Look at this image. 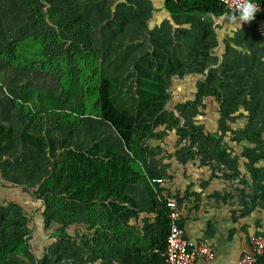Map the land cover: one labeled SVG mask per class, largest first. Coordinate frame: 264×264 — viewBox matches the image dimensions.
<instances>
[{"label":"rangeland","instance_id":"1","mask_svg":"<svg viewBox=\"0 0 264 264\" xmlns=\"http://www.w3.org/2000/svg\"><path fill=\"white\" fill-rule=\"evenodd\" d=\"M161 10L157 0H0L8 41L39 35L46 37L50 54L74 49L96 61L104 77L115 74L107 77L110 82L119 80L113 82V101L119 107H135L138 73L159 74L166 95L162 123L153 125L139 145L153 173L162 170L167 153L178 162L176 154L183 155L188 142L189 152L203 165L237 169L238 159L252 191L264 183V29L249 21L239 28L231 22V14L217 21L169 17ZM55 38L61 42L56 44ZM2 40L1 36L0 46ZM10 72L0 62V125L15 134L12 142L0 146V251L3 229L29 241L24 255L8 262L0 252V264L46 259L53 264L61 255L63 263H70L64 251L73 246L82 251L86 264L92 255L90 237L81 233L60 244L52 233L59 222H66L67 209L55 208L45 216L38 187L47 177L55 180L53 162L61 142L83 149L86 143L117 139L96 119L82 118L78 127H72L64 120V111L36 116L27 105L13 103L6 87L56 91L59 74L31 71L17 79ZM143 119L139 128L153 124V119ZM28 135L42 138V149L31 145Z\"/></svg>","mask_w":264,"mask_h":264},{"label":"trees","instance_id":"2","mask_svg":"<svg viewBox=\"0 0 264 264\" xmlns=\"http://www.w3.org/2000/svg\"><path fill=\"white\" fill-rule=\"evenodd\" d=\"M28 6L31 7V3ZM162 7L172 17L219 18L224 14H232L223 8L219 0H164ZM253 19L263 17L254 15ZM81 24L85 26L84 22ZM3 27L4 21L0 17V37L4 40V44L0 46V62L11 71V76L20 79L31 71L59 74V90L56 91L28 86L6 87L10 101L27 105L36 116L64 111V120L71 122L72 127H78L82 118L96 119L108 126L117 139L114 142L108 139L92 145L86 143L87 145H82L83 149H73L65 141L60 143L61 151L53 162L56 178L54 180L53 177H47L38 187L45 216L55 208L67 209L64 214L66 222H59L52 233L54 238L63 244L72 240L68 235L70 226L86 225L87 235L93 246L91 258L85 263L113 264L114 241L127 230L124 225L134 214L129 207H134L135 204L126 195V189L133 185H145L150 196V212L158 214L151 231L154 235L153 244L147 255L139 249L133 254L127 252L124 257H120V264H165L159 253L165 247L168 219L164 202L158 201L156 196L157 184L151 182L152 179L160 178L145 165L139 146L148 136L146 133L151 127L162 123L166 95L165 84L159 74L138 73L135 80V107L122 108L113 101V82L119 80L113 78L110 82L107 78L114 76L113 72H108L104 77L96 61H90L74 49L68 54H50L46 37L43 36L29 35L13 42L8 41ZM55 42L58 44L61 41L55 38ZM144 117L153 119V124H146L141 129L138 125L145 122ZM175 125L179 127V124ZM179 130L181 133L187 132L182 128ZM14 138L13 132L0 125V146L3 147L5 142H12ZM27 140L35 148L42 149V138L28 135ZM184 145L183 155L187 159L195 158L196 154L189 152L188 142ZM49 147L52 148V144ZM251 199L252 208L255 201L264 202V183L253 188ZM65 201L69 202L67 206ZM57 217L52 218L64 220ZM2 234L5 243L0 251L1 259L8 262L13 257L23 256L29 240L10 234L7 229H3ZM67 253L70 263H63L61 255L53 259V264H84L82 251L78 247L73 246L70 250L67 248L64 254ZM50 263L46 259L34 264Z\"/></svg>","mask_w":264,"mask_h":264},{"label":"crops","instance_id":"3","mask_svg":"<svg viewBox=\"0 0 264 264\" xmlns=\"http://www.w3.org/2000/svg\"><path fill=\"white\" fill-rule=\"evenodd\" d=\"M163 1L157 0L159 9L162 8L161 11L171 17L163 9ZM229 15L210 18L222 21ZM249 22L264 29V18ZM167 154L168 157L163 160V166L167 167H159L161 171L154 169L162 180V184L155 186L157 199L162 202L174 200L179 206L185 237L206 243L213 253L210 262L198 259L194 264H237L238 259L249 251V238L264 234V202L255 201L254 207H251L252 191L244 176V165L240 166L234 154L231 155L237 159V169L234 167L231 170L214 168L212 163L203 165L198 157L187 159L181 154H176V162L173 154ZM126 195L135 204L129 207L134 214L124 225L127 230L114 241L113 264H120L127 252L133 254L138 249L147 255L153 244L151 231L158 214L150 212L149 192L145 185H133L126 189ZM81 233L88 234L86 225L80 228V225L73 224L68 228L72 241Z\"/></svg>","mask_w":264,"mask_h":264},{"label":"built area","instance_id":"4","mask_svg":"<svg viewBox=\"0 0 264 264\" xmlns=\"http://www.w3.org/2000/svg\"><path fill=\"white\" fill-rule=\"evenodd\" d=\"M223 8L233 13L238 0H219ZM259 10L255 15L264 18V0L257 2ZM153 184H162L161 179H152ZM156 192V190H155ZM164 208L168 219V234L164 250L159 253L165 264H194L198 259L205 263L213 259L211 248L204 242H196L185 237L181 223L179 206L174 200H165ZM249 251L243 254L237 264H262L264 260V234L249 238Z\"/></svg>","mask_w":264,"mask_h":264},{"label":"clouds","instance_id":"5","mask_svg":"<svg viewBox=\"0 0 264 264\" xmlns=\"http://www.w3.org/2000/svg\"><path fill=\"white\" fill-rule=\"evenodd\" d=\"M259 10L256 0H238L235 11L230 15L231 22L240 28L242 23L251 21Z\"/></svg>","mask_w":264,"mask_h":264}]
</instances>
